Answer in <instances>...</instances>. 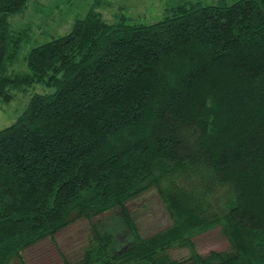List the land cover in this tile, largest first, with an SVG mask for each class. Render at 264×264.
<instances>
[{"label": "trees", "instance_id": "trees-1", "mask_svg": "<svg viewBox=\"0 0 264 264\" xmlns=\"http://www.w3.org/2000/svg\"><path fill=\"white\" fill-rule=\"evenodd\" d=\"M28 1L0 0V102L52 90L0 128V264H38L46 237L50 264H264V0H177L149 23L93 0L8 72L32 31L8 17ZM151 187L170 223L142 235L126 203ZM81 217L68 258L56 234ZM216 223L228 248L199 254L191 236Z\"/></svg>", "mask_w": 264, "mask_h": 264}, {"label": "rangeland", "instance_id": "rangeland-1", "mask_svg": "<svg viewBox=\"0 0 264 264\" xmlns=\"http://www.w3.org/2000/svg\"><path fill=\"white\" fill-rule=\"evenodd\" d=\"M177 0H102L95 6L102 17L108 22H115L120 16H124L128 22H153L162 18L168 7ZM212 2L216 0H203ZM232 1V0H227ZM93 0H29L26 8L20 12L9 15L10 28L19 31L22 27L30 26L31 39L22 44L16 58L7 65V71H23L27 69L24 57L28 48L50 36H55L67 31L74 18L82 17L92 6ZM52 87L36 82L26 87L11 88L12 96L7 101L0 102V128L12 122L23 110L28 98L34 91H50ZM220 201L221 197L216 196ZM221 202V201H220ZM127 206L135 216L138 229L142 235L151 234L170 223V218L164 208L154 187L127 201ZM220 205V204H219ZM106 213L105 215H107ZM94 219V218H92ZM89 219L81 217L68 224L56 234V243L68 258H75L81 246L86 242L89 231ZM193 248L199 254H206L209 250H222L228 248V240L216 223L191 236ZM34 247L45 253L37 256L38 264H50L47 262L48 253L53 245L49 238L37 242ZM52 247V248H51ZM169 255L175 259L187 258L190 254L188 246H173L168 250ZM24 253V260H31ZM51 262V254L49 256ZM28 258V259H27ZM46 258V259H45ZM34 264V262H30ZM53 263V262H52ZM10 264V263H9ZM55 264H59L55 262Z\"/></svg>", "mask_w": 264, "mask_h": 264}, {"label": "crops", "instance_id": "crops-1", "mask_svg": "<svg viewBox=\"0 0 264 264\" xmlns=\"http://www.w3.org/2000/svg\"><path fill=\"white\" fill-rule=\"evenodd\" d=\"M55 257H56L55 259H56V260H58V258H57V256H56V255H55ZM56 262H58V261H56ZM58 263H59V262H58ZM59 264H60V263H59Z\"/></svg>", "mask_w": 264, "mask_h": 264}]
</instances>
